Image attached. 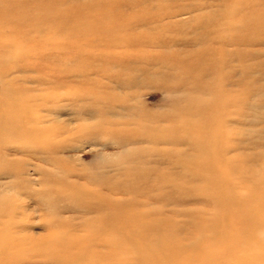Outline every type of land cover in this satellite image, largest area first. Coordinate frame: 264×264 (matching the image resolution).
Listing matches in <instances>:
<instances>
[{
  "label": "rangeland",
  "instance_id": "rangeland-1",
  "mask_svg": "<svg viewBox=\"0 0 264 264\" xmlns=\"http://www.w3.org/2000/svg\"><path fill=\"white\" fill-rule=\"evenodd\" d=\"M257 1L216 31L241 1L0 0V264H264V211L225 199L264 176Z\"/></svg>",
  "mask_w": 264,
  "mask_h": 264
},
{
  "label": "bare ground",
  "instance_id": "bare-ground-1",
  "mask_svg": "<svg viewBox=\"0 0 264 264\" xmlns=\"http://www.w3.org/2000/svg\"><path fill=\"white\" fill-rule=\"evenodd\" d=\"M228 1L231 2V4H233V3L236 4L237 2L241 1L240 3H238L241 6L240 9L243 10V11H245V10L247 11L248 10L249 11V16H246V14L245 15L244 14H241L240 12H238V15H237V13L234 15L233 14L234 11H231L230 8H226L223 11L226 13L225 16L227 17V20H225V21L222 20L221 22L216 23L215 25H213V26L216 27V29H215L216 31H217V26L216 25L222 24V23H225V24L234 23L235 26H234L233 30H235L239 26L243 25L244 22H246L247 20H248V22L250 24L256 23L255 22V19H257V18L254 17V15L256 13H258L259 11L255 8L254 5L258 4V1L257 0H251V1L250 0H228ZM262 2H264V1H262ZM84 9H87V8H84ZM199 9H202V7L199 8ZM199 9H196L195 8L194 10H199ZM243 11H242V13H243ZM172 16H174V15H171V13L170 14H167V18H172ZM257 16L259 18V16H261V15H257ZM162 18L163 17L160 16V19H162ZM258 20H263V19H258ZM210 31H212V27L209 28V29H205V31H204L203 34H206V32H210ZM220 95H222V94H220ZM226 96H227L226 97V101L228 103V108L227 109H229V105L232 102L234 103V102L238 101L239 96H237V94L235 92L234 93L228 92ZM30 122H33L35 124H39V123H42L43 120L42 119H39V118H36L35 120H32ZM147 127H148V130L149 131H156V133H157L158 128H156L154 126H147ZM147 127L145 129H147ZM24 131H25V133H26L27 136L30 135V136H33L34 138L37 139L36 141H34L33 146H32V147H36V148H34L35 150H37V149L44 150V151L45 150H47V151L48 150L49 151L55 150L54 147H52V143L49 141V139H47V137H49V133L50 132L51 133L57 132L58 131L57 129H54L53 127H50V128H41L40 130H35V129L34 130H31L29 128V129H25ZM224 132L225 133L228 132V128L227 127L224 129ZM225 133L223 134V136L225 135ZM133 135L134 136L132 137V139H130V141H132V143L139 144V142H141V141L144 140L143 137H142L143 134L137 133V135L136 134H133ZM40 136H42V137H44L46 139V142H45L46 145L44 143H42L41 140H39V137ZM223 136L221 138H224ZM154 139H156V138H153V139H150V140H154ZM145 142H147V141H145ZM155 142H158L159 143L161 141L158 139ZM261 144L262 143H256V146H260ZM119 145L121 146L122 144H119ZM263 145H264V143H263ZM230 148L231 147H229V150H231ZM229 150L227 148L225 149V151L223 152L224 153V156L222 154H221V156H219L220 152H217V154L213 153V155H216V160H217L218 166H216L213 162H211L209 160H207L205 162V165L207 167H210V169L218 170V168L222 166V163L223 162H227L228 161L229 156L227 157V154L230 152ZM254 155L260 157L261 158V162L264 163V151H258L256 153H254ZM255 168L256 167H254V169ZM209 175H214V171H211ZM217 175L220 176V173L217 172ZM253 181H254V179H252V182ZM226 182H227V179H223L222 177H220L219 178V181L217 182V187H222L223 188V187L227 186L226 185ZM229 183H231V182L228 181V184ZM255 183H257V186L255 188H253V191L248 192L245 195L242 194V193L241 194H237V193H235L234 190L233 191H228L229 189H232L231 184L228 185V187L225 188L228 191L227 192V195L225 196V199L227 201H232V203H234V205L236 203V208L238 207L240 210H241V208L247 209L244 206V204H247L248 201H253V202L256 203V205H255L254 208L251 206V208H250V210H252L251 212L254 213V214L255 213H258L259 214V213L263 212L264 211V176H260V178H258ZM232 186H233V184H232ZM72 189H75L76 192L81 191V188H76L75 186L72 187ZM85 192L90 197V199H92V200H101V199L104 200V198L102 197L103 194L99 193L98 191L89 192V191H86L85 190ZM106 196H107V198L109 200H113V201L115 200L114 203L117 204L118 209H123L122 208V205H121V202H120V199H114V198L111 197V195H106ZM97 198H100V199H97ZM113 201H111V202H113ZM119 215H120V217L127 216L124 213H119ZM254 222H255L256 225H258V224L262 225L263 224V223L261 224V221L259 219H254ZM3 235H4L3 232L0 231V242H1V239H2V236ZM10 238H12L13 241H16L17 240L16 237H14V236H10ZM21 239L22 238L20 237L19 240H17V241L23 242V241H21ZM31 240H32V238H31ZM1 244H2V242H1Z\"/></svg>",
  "mask_w": 264,
  "mask_h": 264
}]
</instances>
